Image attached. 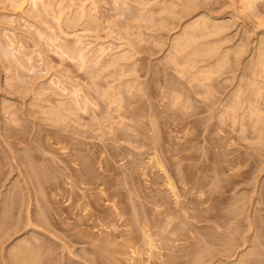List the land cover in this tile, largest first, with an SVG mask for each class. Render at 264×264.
<instances>
[{"label": "rangeland", "instance_id": "1", "mask_svg": "<svg viewBox=\"0 0 264 264\" xmlns=\"http://www.w3.org/2000/svg\"><path fill=\"white\" fill-rule=\"evenodd\" d=\"M238 1L0 0V175H4L3 181L0 182V200L3 194L9 193L12 189L22 188L27 190L28 187L27 185L25 187L26 182L24 183L25 169L22 168L23 171H21L17 166L19 150L22 149L23 144H26H20V149L17 151L14 148L10 149L12 152L7 150L9 147L7 148L6 141L20 143L15 137L8 138L10 133L6 131L7 128L16 127L17 125L16 128L24 133L26 139L45 136V134L51 137H47L48 142L46 141L51 151L42 150L44 151V161H38L40 166L49 169L48 177L53 180L52 183L60 187L54 193L45 196L50 200L49 207H52L50 210L60 213L63 221L67 225L70 224V226L77 223L79 218L78 223L82 224L81 219H85V215L91 211V213L94 212L103 218L120 210L119 213L117 212L118 214L122 212L121 215L124 213L123 216H125L123 218L133 221L130 223L131 228L129 226V229L135 230L136 233L134 234L139 235L138 224L133 219L134 210L141 213L140 216L143 215L146 220L153 218L157 213L145 197L161 195L165 201L167 200L166 207L171 210L176 207V204L173 196L164 188L165 180L161 173L159 174L156 170L153 172L144 170L146 175L143 176V166H140L141 168L137 169L138 171L134 170V172L132 163L136 160L141 162V165L147 163L148 155L152 153L148 148L154 145L147 138H151L152 133L150 130L153 133L155 132L154 134L157 137H154V140H158L165 149V153L166 150L171 152V150L176 149L175 151H178L177 149L184 145L185 138L190 137L193 138V141L190 142L191 150L188 152L190 160L183 161L180 164L176 163V168L181 170L185 165H190L191 168L192 166L195 167L196 172L201 170L197 174L203 177L209 174L212 177L215 175L214 168H221L222 173L218 176L217 181H215L216 178L212 179L213 184L211 185L217 187V190L220 193L223 192L227 198L225 199L227 202H212L213 205L218 207L219 213L227 215V217L225 215L224 218L219 220L220 225L213 220L196 225L204 228L203 233H209L220 239L219 241L207 243L202 235L197 233L198 239L203 243H201L202 247L199 253L201 260H203L202 264H238L241 257L244 261L246 258L250 260V254H252L253 260L264 262V244L260 243V240L264 241V239L257 236L264 234V129H262L264 128V64H262L264 63V0L256 1L254 7L248 11L241 10V6L237 5ZM43 9L47 11L44 12ZM166 19L170 21L167 22ZM200 23L205 25L203 26ZM192 25L195 30H198L194 32ZM191 26L192 28H190ZM199 27L202 30L204 27L206 29L200 32ZM188 29L193 30L191 32L195 34L190 33ZM186 30L187 34H191L190 36L194 34V37H191L192 39L187 38ZM180 36H183L184 39ZM176 38L179 39L180 43L182 42L180 39H183L184 43L180 44L183 45L182 47L177 46L179 42L177 43L178 39ZM158 41L161 43H158ZM77 48L79 51L84 52L82 54L86 56L87 64H79L78 59H73V61L70 58L69 51H66L76 52ZM176 48L180 50V53ZM7 53L10 57L14 54L15 56L13 55L12 58L15 57L16 60L10 58ZM175 53L182 54L173 57ZM30 58L29 63L27 60ZM171 58L177 61L174 60V62ZM170 60L171 62H169ZM116 62H120L119 65ZM80 65H83V68ZM204 72L205 74L206 72L210 73L211 76L205 75ZM188 74L190 75L188 76ZM205 80L206 82H204ZM106 92L111 100L106 95L101 96ZM118 92L123 98L116 94ZM142 92L144 96L141 95ZM75 96L79 97L75 98ZM37 97L40 100L35 102ZM77 99L79 101L87 100L89 103L87 104L88 108L86 107L87 111L78 110L79 104L78 108L74 105ZM114 100L116 103L114 105L110 104V101L114 102ZM168 100L170 101L168 102ZM33 103L36 106L32 107ZM65 104L69 106L68 110L72 109L73 106L75 110L70 112L66 111V108L64 110L62 105L65 107ZM71 104L72 107H70ZM120 104L124 107L120 114L126 108L129 111L132 110V112L135 108L136 115L125 113L126 117L123 120L127 121H123L124 124L118 128L119 124L116 123L121 122V119L118 118L119 112L115 114L116 111L114 110ZM112 106L114 109L111 108ZM6 107L7 110L4 109ZM55 108L60 110L61 114H57ZM253 109L255 110L253 111ZM77 111L78 113H75ZM223 119H225L224 122ZM123 125L126 126L122 127ZM115 130L125 131L124 133H128L129 137L112 140ZM60 135H64V137L68 135L65 139L76 144L74 146V150H76H73V155L76 157L69 164L72 171L64 169L65 166L61 163L62 159H68L65 150L62 149L64 147L68 148L66 152L69 153L72 145L65 142L57 145L56 142L59 141L57 136ZM139 140L144 141L147 147L140 149V145L136 143ZM63 143L65 146L62 145ZM155 146L157 147V145ZM161 146L157 148L161 150ZM5 148L6 150H3ZM115 151L120 155L112 159L111 156ZM143 151L146 154L140 156L139 152ZM41 152H37L38 155H42ZM169 152L166 154L170 155ZM176 157L171 158L175 159ZM82 167L90 169L95 177L92 182H84L85 185L80 186L81 190L82 188L84 190L88 189L89 192L85 191V193L91 195L90 198L85 200V202L88 200L86 203L90 205L87 207L86 212H83L84 207L77 206V204L84 203V200L79 203L76 200V196L82 194L81 190L78 191L79 189L71 187L74 184L71 182V177L68 178L64 175L69 172L74 173L75 170ZM17 169L20 170L17 171ZM131 170L134 173L126 181L123 175H130ZM7 176L8 178H6ZM19 177L23 178L20 179ZM101 180L110 181L105 182L107 183L106 188H109V190L104 194L102 193V195L100 189H104L105 186L102 185ZM154 182L156 183L155 186L152 185ZM183 187V185L177 187L179 195L182 196L179 199L180 201H186L184 200L185 196H183ZM77 191L78 193L74 195V192ZM23 192L25 195L26 191ZM116 193L118 195L112 196ZM51 195L52 197H50ZM28 196L27 194L24 196L26 206L28 203L29 205L32 204L29 202ZM187 196L189 197V194H186ZM30 208L32 209V206ZM33 209L32 211L35 212V207ZM164 209L162 208L160 211ZM13 213L8 216V219L11 222L13 221L9 223L11 225H8L11 229H13V224L15 225L18 221L24 223L25 215L22 218L21 215L26 211L24 213L23 211L20 213L14 211ZM187 217L188 215L184 218L185 221L196 224V220ZM159 218L162 219V216H159ZM249 222L250 224H248ZM107 224L105 222L106 227ZM32 226H30L31 228L23 227L24 229L19 230V232L16 230L14 232L13 230L9 231L7 232L9 236L6 231L0 230L4 233L0 235V264H5L10 250L12 251L21 240L32 239L33 236H37L45 242L47 240L48 245L52 247L54 253L53 257L51 256L53 260L51 264H62L63 262L64 264H87L86 262L96 264L93 262L92 254L84 251L90 248L83 241L89 240L91 235L90 239L93 235H95L93 238L100 234H106L107 236L115 229L113 227V230H111L113 225L110 224L107 227L110 226L109 230L105 229L106 227L101 228L102 226L99 230H93L86 225H80L81 227L78 229L86 234V236L83 235L81 241L79 238L77 240L76 238H68L59 229L50 226L48 228H51L52 231H45L46 236L42 228H33L35 226ZM62 228L65 227L62 226ZM122 229L126 230V228ZM122 229H117V231H122L124 235L125 230ZM147 229H151L150 232L156 234L154 239L161 241L163 235L158 230L159 228L148 226ZM157 230L158 232H156ZM106 231H109V233L107 232V234ZM52 232L55 237L58 236L56 239L52 234H50L51 237L48 234ZM118 232H115L117 236ZM157 233L161 234V237ZM190 234L193 236L191 232L186 237L180 236L179 238L175 235H172L173 237L169 235L173 241L168 242L169 247H172V244L175 247L181 246L184 244L183 242L189 240L194 243L195 240L190 239ZM119 239H117V242L122 244L123 241ZM174 241H176V245H174ZM158 244L161 243L158 242ZM67 251L72 252L71 255ZM162 253L166 256L165 254L169 252L163 250ZM122 258L119 257L120 264H128V262L124 263L127 258ZM142 259L145 260L146 256L144 258L136 257L135 260L139 262Z\"/></svg>", "mask_w": 264, "mask_h": 264}, {"label": "bare ground", "instance_id": "2", "mask_svg": "<svg viewBox=\"0 0 264 264\" xmlns=\"http://www.w3.org/2000/svg\"><path fill=\"white\" fill-rule=\"evenodd\" d=\"M33 1V0H32ZM256 1H258V0H239L238 2H237V5L239 4L240 6H241V10H245V11H248V10H251L253 7H254V4L256 3ZM194 2V1H193ZM197 3H199V2H197ZM49 4V3H48ZM194 4V3H193ZM200 4V3H199ZM50 5V4H49ZM189 5V4H188ZM170 6H171V4H170ZM193 6V5H192ZM198 6V5H197ZM197 6H196V8H197ZM48 7V6H47ZM168 7V6H167ZM44 8V7H43ZM46 8V7H45ZM44 8V9H45ZM50 8V7H49ZM169 8V7H168ZM171 8V7H170ZM172 8H173V5H172ZM188 8L190 9V7L188 6ZM194 8H195V6H194ZM193 8V9H194ZM43 9V10H44ZM47 9V8H46ZM52 9V8H51ZM164 9V8H163ZM185 9V8H184ZM169 10V9H168ZM172 10V9H171ZM243 10V11H244ZM45 11H47V10H44V12ZM164 11V10H163ZM170 11V10H169ZM165 12H166V10H165ZM179 12V11H178ZM188 12V11H187ZM171 13H172V11H171ZM180 13H183V12H180ZM248 13V12H247ZM173 14H174V12H173ZM176 14V13H175ZM186 14V13H185ZM82 15H84V14H82ZM179 15H181V14H179ZM176 16H178V15H176ZM87 17V16H86ZM183 17V16H182ZM82 18H85V17H82ZM204 18V17H203ZM162 19V18H161ZM87 20V19H86ZM166 20H168V19H166ZM171 20H172V18H171ZM170 20H168L167 22H169ZM207 21V20H206ZM165 22V21H164ZM199 22V21H198ZM205 22V21H204ZM159 23H162V22H159ZM207 23V22H206ZM216 23V22H215ZM164 24V23H163ZM167 24V23H166ZM174 24V23H173ZM200 24H202V23H200ZM200 24H198L199 26H200ZM159 25V24H158ZM194 25V24H193ZM192 25V26H193ZM195 25H197L196 23H195ZM194 25V26H195ZM203 26L205 25V24H202ZM201 25V26H202ZM210 25V24H209ZM213 25H214V23H213ZM220 25V24H219ZM192 26L190 27V28H192ZM194 26H193V28L192 29H194ZM212 26V25H211ZM162 27H165V26H162ZM186 27V26H185ZM197 27V26H196ZM158 28V27H157ZM166 28H168V27H166ZM203 28V27H202ZM225 28V27H224ZM183 29V28H182ZM199 29H200V32H202L204 29H206L205 27L203 28V30L199 27ZM223 29V28H222ZM221 29V30H222ZM184 30V29H183ZM189 31H190V29H188ZM198 30V29H197ZM197 30H195L194 29V32L195 31H197ZM202 30V31H201ZM209 30V29H208ZM189 31H188V33H189ZM191 31H193V30H191ZM190 31V33H194V32H191ZM182 32H184V31H182ZM199 32V31H198ZM216 32V31H215ZM223 33V32H222ZM186 34H187V30H186ZM185 34V35H186ZM195 34V33H194ZM194 34H192V36H190L189 34H187V38L188 37H194ZM211 34V33H210ZM215 34V33H214ZM218 34V33H217ZM189 35V36H188ZM205 36V35H204ZM217 36V35H216ZM215 36V37H216ZM219 36V35H218ZM180 37H183V36H180ZM54 38V37H53ZM157 38V37H156ZM179 38V37H178ZM178 38H176V39H178ZM186 38V39H187ZM218 38V37H217ZM51 39V38H50ZM49 39V40H50ZM175 39V40H176ZM183 39H184V37H183ZM183 39H180L182 42H183ZM192 39V38H191ZM158 40V39H157ZM221 40V39H220ZM223 40V39H222ZM225 40V39H224ZM214 41H216L215 39H214ZM10 42V41H9ZM156 42V41H155ZM179 42V39L177 40V43ZM182 42L180 43L179 42V44H177V46L179 45V46H181L180 44H182ZM217 43H218V41H216ZM79 43V42H78ZM77 43V44H78ZM158 43H161V42H159L158 41ZM184 43V42H183ZM188 43V42H187ZM8 44V43H7ZM7 44H6V46H7ZM12 44V43H11ZM76 44V46H78ZM129 44V43H128ZM135 44V43H134ZM176 44V43H175ZM174 44V45H175ZM204 44V43H203ZM211 44V43H210ZM1 45V44H0ZM80 45H81V43H80ZM172 45V44H171ZM208 45V44H207ZM132 46V45H131ZM177 46H175V47H177ZM183 46V45H182ZM181 46V47H182ZM204 46V45H203ZM209 46V45H208ZM134 47V46H133ZM186 47V46H185ZM1 48V47H0ZM11 48H13V47H11ZM11 48H10V50H11ZM69 48V47H68ZM73 48H75V47H73ZM131 48V47H130ZM174 48V47H173ZM179 48V47H178ZM13 49H15V48H13ZM12 49V50H13ZM82 49V48H81ZM102 49V48H101ZM177 49V48H176ZM181 49V48H180ZM5 50V49H4ZM9 50V49H8ZM75 50V49H74ZM103 50V49H102ZM131 50H133V49H131ZM178 50V52L180 51L179 49H177ZM197 50H198V48H197ZM245 50V49H244ZM14 51V50H13ZM12 51V52H13ZM66 51H69L68 53H70L69 55H70V58H72V60L73 59H78L77 61H79L80 63L79 64H83V65H85V64H87L86 63V56L84 55V54H82V53H84L82 50H78V48H77V50H76V52H70V51H72V50H66ZM202 51H204V50H202ZM201 51V52H202ZM209 51V50H208ZM6 52H7V50H6ZM9 53H10V51H8ZM17 52V51H16ZM62 52H63V50H62ZM96 53L98 52V51H95ZM101 52V51H100ZM105 52V51H104ZM104 52H102V53H104ZM131 52V51H130ZM14 53V52H13ZM12 53V54H13ZM18 53V52H17ZM180 53V52H179ZM178 53V54H179ZM208 53V52H207ZM239 53H240V51H239ZM243 53V52H242ZM65 54H66V52H65ZM86 54V53H85ZM177 53H175V56H173V57H176V55H178ZM182 54V53H181ZM181 54H179V55H181ZM7 55H9L8 53H7ZM6 55V56H7ZM14 55V54H13ZM13 55H12V57H13ZM93 55V54H92ZM95 55V54H94ZM123 55V54H122ZM122 55H120V56H122ZM185 55V54H184ZM242 55V54H241ZM15 56V55H14ZM68 56V55H67ZM88 56V55H87ZM100 56H101V54H100ZM129 56V55H128ZM131 56H133V55H131ZM168 56V55H167ZM223 56V55H222ZM262 56V55H261ZM9 57H10V55H9ZM12 57H10V58H12ZM24 57V56H23ZM22 57V58H23ZM94 57V56H93ZM166 57V56H165ZM170 57H171V55H170ZM238 57V56H237ZM4 58V57H3ZM69 58V57H68ZM180 58V57H179ZM12 59H15V57L14 58H12ZM27 59V58H26ZM116 59V58H115ZM167 59V58H166ZM170 59V58H169ZM171 59H173V61L175 60L174 58H171ZM8 60V59H7ZM16 60V59H15ZM30 60H31V58L30 59H28L27 61H29V63H30ZM259 60V59H258ZM261 60V59H260ZM74 61V60H73ZM77 61H75V62H77ZM100 61V60H99ZM175 61H177V60H175ZM174 61V62H175ZM182 61V60H181ZM14 62H16V61H14ZM169 62H171V60L169 61ZM17 63V62H16ZM20 63V62H19ZM91 63H93V62H91ZM95 63H97V62H95ZM117 63V62H116ZM118 63H120V62H118ZM117 63V64H118ZM260 64V63H259ZM262 64H264V63H262ZM20 65V64H19ZM83 65H80V67L82 66V68H83ZM88 65H90V64H88ZM119 65V64H118ZM126 65V64H125ZM169 65V64H168ZM175 65H177V63H175ZM186 65V64H185ZM257 65V64H256ZM172 66V65H171ZM86 67H87V65H86ZM126 67V66H125ZM131 67V66H130ZM180 67V66H179ZM258 67H260V66H258ZM22 68V67H21ZM81 68V70H83ZM119 68V67H118ZM190 68V67H189ZM191 68H192V66H191ZM190 68V69H191ZM204 68V67H203ZM86 69V68H85ZM89 69V68H88ZM134 69V68H133ZM180 69V68H179ZM189 69V70H190ZM200 69V68H199ZM17 70V69H16ZM132 70V69H131ZM193 70V69H192ZM191 70V72H193ZM207 70V69H206ZM210 70V69H209ZM261 70V69H260ZM80 71V70H79ZM176 71V70H175ZM8 72V71H7ZM115 72V71H114ZM121 72V71H120ZM182 72V71H181ZM185 72V71H184ZM209 72V71H208ZM95 73H97V72H95ZM133 73V72H132ZM177 73V72H176ZM189 73H190V71H189ZM8 74V73H7ZM123 74H125L124 72H123ZM178 74H180V73H178ZM183 74V73H182ZM204 74H205V72H204ZM206 74H208L207 72H206ZM205 74V75H206ZM185 75V74H184ZM190 74H188V76H189ZM196 75V74H195ZM198 75H199V73H198ZM208 75H210V73L208 74ZM213 75V74H212ZM19 76V75H18ZM187 76V77H188ZM192 76V75H191ZM201 76V75H200ZM211 76V75H210ZM209 76V78H211ZM207 77V76H206ZM195 78V77H194ZM201 78V77H200ZM208 78V77H207ZM207 78H205V79H207ZM14 79V78H13ZM133 79V78H132ZM174 79V78H173ZM191 80V79H190ZM254 80V79H253ZM94 81V80H93ZM131 81V80H130ZM192 81V80H191ZM196 81V80H195ZM8 82V81H7ZM10 82V81H9ZM20 82V81H19ZM178 82V81H177ZM189 82V81H188ZM204 82H206V80L204 81ZM208 82H209V80H208ZM257 83L259 82V81H256ZM262 82V81H261ZM51 83H52V81H51ZM133 83V82H132ZM138 83V82H137ZM165 83V82H164ZM170 83V82H169ZM179 83V82H178ZM198 83H200V82H198ZM210 84V83H209ZM40 85V84H39ZM53 85V84H52ZM126 85V84H125ZM139 85V84H138ZM157 85V84H156ZM188 85V84H187ZM195 85H196V83H195ZM201 85H203V83H201ZM8 86V85H7ZM133 86V85H132ZM147 86V85H146ZM206 86V85H205ZM213 86V85H212ZM255 86V85H254ZM42 87V86H41ZM52 87V86H51ZM55 87V86H54ZM110 87V86H109ZM108 87V88H109ZM112 87V86H111ZM136 87V86H135ZM208 89H209V87L208 86H206ZM257 87V86H256ZM58 88V87H57ZM107 88V91L109 90ZM121 88V87H120ZM163 88V87H162ZM166 88V87H165ZM213 88V87H212ZM250 88V87H249ZM13 89V88H12ZM29 89V88H28ZM32 89H33V87H32ZM203 89V88H202ZM260 89V88H259ZM22 90V89H21ZM26 90V89H25ZM95 90V89H94ZM113 90V89H112ZM123 90V89H122ZM138 90V89H137ZM141 90V89H140ZM179 90V89H178ZM211 90V89H210ZM251 90V89H250ZM258 90V89H257ZM16 91H18V90H16ZM26 91H28V90H26ZM33 91V90H32ZM78 91H81V90H78ZM145 91V90H144ZM143 91V92H144ZM14 92V91H13ZM44 92V91H43ZM143 92H142V94L141 95H143ZM209 92V91H208ZM256 92V91H255ZM107 93V92H106ZM103 94V95H101L102 97L103 96H105L106 95V97L108 98V93L107 94ZM110 93H111V91H110ZM120 92H118V93H116V94H119ZM169 93V92H168ZM205 93V92H204ZM42 94V93H41ZM73 94H74V92H73ZM79 94V92L77 93V95ZM102 94V93H101ZM164 94V93H163ZM208 94V93H207ZM211 94V93H210ZM258 94H259V91H258ZM22 95V94H21ZM35 95V94H34ZM52 95V94H51ZM74 95H76V93L74 94ZM110 95V94H109ZM120 95V94H119ZM137 95H139V94H137ZM50 96V95H49ZM87 96V95H86ZM144 96V95H143ZM166 96V95H165ZM77 97H79V96H75V98H77ZM84 97V96H83ZM106 97H104V98H106ZM110 97V96H109ZM114 97V96H113ZM119 97V96H118ZM120 97H121V95H120ZM185 97V96H184ZM202 97H204V96H202ZM205 97H206V95H205ZM236 97V96H235ZM74 98V99H75ZM82 98V97H81ZM85 98H87V97H85ZM117 98V97H116ZM121 98H123V97H121ZM120 98V99H121ZM178 98V97H177ZM177 98H175V99H177ZM34 99V98H33ZM41 99H42V97H41ZM47 99V98H46ZM83 99V98H82ZM109 99V98H108ZM153 99V98H152ZM38 100H40V98L38 99V97H37V99H36V101L35 102H38ZM72 100V99H71ZM109 100H111V99H109ZM113 100V99H112ZM129 100V99H128ZM166 100V99H165ZM181 100V99H180ZM43 101H44V99H43ZM81 101V100H80ZM78 99L75 101V104L74 105H76V107L78 106V104H79V109L78 110H81V111H87V109H86V107L88 106L87 104H89L88 102H87V100L86 99H84V101H81L80 102ZM118 101V100H117ZM127 101V100H126ZM136 101V100H135ZM170 100H168V102H169ZM176 101H178V100H176ZM1 102V101H0ZM34 102V103H35ZM39 102H41V101H39ZM46 102H47V100H46ZM90 102V101H89ZM123 102V101H122ZM128 102H130V101H128ZM164 102V101H163ZM179 102V101H178ZM34 103H33V105H31L32 107L33 106H36V105H34ZM116 103V101L114 100V102L113 101H110V104H115ZM118 103V102H117ZM121 103V102H120ZM132 103V102H131ZM140 103V102H139ZM142 103V102H141ZM148 103V102H147ZM36 104V103H35ZM38 104V103H37ZM122 104V103H121ZM118 105V106H116L117 107V109L116 110H114V111H116V113L115 114H117L118 112H119V119H121L120 121L121 122H118V123H116V124H119L118 125V128H119V126L120 125H122V124H124V123H122L123 121H127V120H123V119H125V117H126V115H125V113H128L129 115L131 114L132 115V113H134L135 114V108L133 109V112H132V110L131 111H129V110H127V108L125 109V111L122 113V114H120V112H122L123 110H124V107L122 106V105ZM149 104V103H148ZM175 104V103H174ZM178 104V103H177ZM232 104V103H231ZM66 105V104H65ZM64 105V106H65ZM127 105V104H126ZM131 105V104H130ZM135 105V104H134ZM161 105V104H160ZM227 105V104H226ZM39 106V105H38ZM40 106H41V103H40ZM73 105L71 104V106L70 107H72ZM94 106H96V105H94ZM128 106H129V104H128ZM229 106V105H228ZM5 107V106H4ZM44 107V106H43ZM53 107V106H52ZM55 107V106H54ZM68 107V108H67ZM74 107V106H73ZM72 107V109H70V110H68L69 109V106L68 105H66L65 107H63V105H62V108H64V110H65V108L67 109L66 111H68V112H70V111H73V110H75V108H73ZM77 107V108H78ZM232 107V106H231ZM38 108V107H37ZM40 108V107H39ZM77 108H76V110H77ZM88 108V107H87ZM111 108H113V106L111 107ZM159 108H160V106H159ZM183 108V107H182ZM187 108V107H186ZM226 108V107H225ZM251 108V107H250ZM4 109H6L7 110V107L6 108H4ZM3 109V110H4ZM51 109V108H50ZM56 109V108H55ZM55 109L53 110L54 112H55ZM59 109H61V108H59ZM114 109V108H113ZM140 109V108H139ZM239 109V108H238ZM2 110V109H1ZM111 110V109H110ZM110 110H109V112H110ZM223 110V109H222ZM235 110V109H234ZM255 109H253V111H254ZM128 111V112H127ZM213 111V110H212ZM237 111V110H236ZM235 111V112H236ZM6 112V111H5ZM4 112V113H5ZM256 112V111H255ZM43 113H44V111H43ZM56 113L57 114H61V112H60V110H58V109H56ZM74 113V112H73ZM75 113H78V111L77 112H75ZM138 113V112H137ZM141 113V112H140ZM221 113V112H220ZM231 113V112H230ZM243 113H244V111H243ZM247 113V112H246ZM11 114V113H10ZM48 114V113H47ZM55 114V113H54ZM110 114H111V112H110ZM112 114H113V112H112ZM133 114V115H134ZM151 114V113H150ZM153 114V113H152ZM211 114V113H210ZM213 114V113H212ZM227 114V113H226ZM249 114V113H248ZM256 114V113H255ZM19 115V114H18ZM23 115V114H22ZM50 115V114H49ZM52 115V114H51ZM136 115V114H135ZM225 115V114H224ZM233 115V114H232ZM235 115V114H234ZM253 115V114H252ZM251 115V116H252ZM17 116V115H16ZM25 116V115H24ZM63 116V115H62ZM76 116V115H75ZM164 116V115H163ZM227 116V115H226ZM254 116V115H253ZM14 117V116H13ZM59 117V116H58ZM240 117V116H239ZM7 118V117H6ZM11 118V117H10ZM18 118H20V117H18ZM23 119V118H22ZM21 119V120H22ZM50 119H51V117H50ZM53 119V118H52ZM55 119V118H54ZM60 119V118H59ZM104 119V118H103ZM146 119H148V118H146ZM167 119V118H166ZM214 119V118H213ZM212 119V120H213ZM58 120V119H57ZM101 120V119H100ZM107 120V119H106ZM156 120V119H155ZM185 120V119H184ZM220 120V119H219ZM224 120L225 119H223V122H224ZM234 120V119H233ZM19 121V120H18ZM52 121V120H51ZM108 121H110V120H108ZM132 121V120H131ZM147 121V120H146ZM221 121V120H220ZM229 121V120H228ZM236 121V120H235ZM243 121H244V119H243ZM10 122V121H9ZM16 122V121H15ZM56 122V121H55ZM59 122H61V121H59ZM103 122V121H102ZM117 122V121H116ZM142 122V121H141ZM222 122V123H223ZM241 122V121H240ZM12 123V122H11ZM140 123V122H139ZM150 123V122H149ZM176 123V122H175ZM231 123H232V121H231ZM17 124V123H16ZM54 124V123H53ZM101 125H102V123H100ZM106 124V123H105ZM116 124H115V126H116ZM136 124V123H135ZM151 124H152V126H153V123L151 122ZM189 124V123H188ZM232 124H234V122L232 123ZM244 124V123H243ZM2 125V124H1ZM14 125V124H13ZM131 125V124H130ZM138 125V124H137ZM141 125V124H140ZM150 125V124H149ZM236 125V124H235ZM105 126V125H104ZM126 126V125H125ZM124 125L122 126V127H125ZM188 126V125H187ZM240 126H242V125H240ZM16 127H17V125H16ZM15 126H11V127H9V128H7L6 129V131H7V133H10V135L8 136V138H16L20 143H17V142H14V143H12V142H8V141H6V144H7V148L9 147V149H7V150H10V149H16V151L18 150V149H20L19 148V145L21 144H23V143H25L26 145H24V147H23V145H22V149H20L19 151H20V153H19V155H18V164H17V166L21 169V171H23L22 170V168H24L25 169V171H24V183L26 182V184H25V187H26V185L28 186L27 187V190L26 189H22V188H15V189H12L9 193H6L5 195L3 194V196H2V199L0 200V230H2V231H6V233L7 232H9V231H12L13 230V232L16 230V231H18L19 232V230H21V229H24L23 227H30V226H35V227H33V228H36V227H38V228H42V230H44L43 232H44V234L46 233V232H50V231H52V230H50L49 228H48V226H50V227H53V228H56V229H59L60 231H61V233L62 234H64L66 237H68V238H76V240H77V238H79V239H81V241H82V238H83V235L85 234V233H83V231H81V230H79L78 228L79 227H81L80 225H86V226H88V227H90V228H92L93 230H99L100 229V227L101 228H105L106 226H105V222H107L108 224H110V225H113V226H111L112 228H111V230H113V227H115V229H114V232H112L111 234H108L109 233V231H106V233L108 234L107 236H106V234H104V235H101V237H100V235L99 236H97V237H95V238H93L95 235H93V237L90 239V237L92 236L91 234V236L89 237V240H87V241H83V242H85L88 246H89V250H84L85 252H88V253H90V254H92V256H93V262H95L96 264H109V263H116V264H120V262H119V257L120 258H122V259H126V261L124 262V263H127L128 262V264H202V262H203V260H201L202 258H201V256H199V253H200V249H201V247H202V245H201V243H202V241L200 240V239H198V237H197V233H200L201 235H202V237L206 240H204L205 242H209V243H212V242H214V241H219L220 239L219 238H217V237H215V236H213V235H211V234H209V233H203L202 232V230L204 229L202 226L201 227H199V226H196L197 224H200V223H206V222H209V221H214V222H216L217 224H219V220L220 219H222V218H224L225 217V215L224 214H221V213H219L220 211H219V209H218V207H216L215 205H213L212 204V202H215V201H221V202H223V201H226L227 202V200H225V199H227L225 196H224V194H223V192H219L218 190H217V187H212V185L211 184H213L212 183V179H215L216 178V180L215 181H217V178H218V176L222 173V169L221 168H214V170H215V175L214 176H210V174L209 175H207L206 177H203V176H199L198 174H197V172H201V170H199V171H197L196 172V170H195V167H193L192 166V168H194L193 170H192V168H191V166L190 165H185L184 167H182V169L180 170L179 168H176V163H178V164H180L181 162H183V161H188V160H190V157H189V155H188V152L191 150V145H190V142H192L193 141V138H185V142H184V145H182L181 147H179L177 150L178 151H172L171 150V152H169V151H167L166 150V153L167 152H169L168 154H170V155H167L166 153H165V149H163V147L160 145V143L158 142V140H154V137H157L156 136V134H154L153 133V131L152 130H150L151 131V133H152V135H151V138H149V137H147L148 139H149V142L151 143V144H154V145H152V147L150 146L149 148H148V150L149 151H152V153L151 154H147L148 156H149V158H148V161H147V163H145L144 165H141V162H139V161H134L133 163H132V169H133V171L135 170V171H138L137 169H139V168H141L142 166V169H143V171H142V175L144 176V175H146V173L144 172V170H146V171H150V172H153L154 170H156V171H158L159 172V174L161 173V175H163V177H164V180H165V184H164V188H165V190H167V192L170 194V195H172L173 196V199L175 200V204H173V205H175L176 207L175 208H173L172 210L171 209H169V208H167L166 207V201L164 200V197H162L161 195H155V196H148V197H145V199L147 200H149V204H151L153 207H154V211H156L157 213H156V215L153 217V218H150V219H147L146 220V218H143V215L142 216H140L141 215V213H139V212H136L135 210H134V213H133V219H134V221H135V223L136 224H138L137 225V227H138V231H139V235H136V234H134V233H136V231L134 230H130L129 229V226H130V223L131 222H133L132 220L130 221L129 219H125V218H123V217H125V216H123V214L121 215V213L120 214H118L119 213V211L117 210V212H114V213H110L107 217H101L100 215H97V214H95L94 212L93 213H91L90 211V213H88L87 215H85V219H81V222H82V224H79L78 222H79V220H80V218H79V220H78V222L77 223H75V224H73V226H70V224H66V222H64L63 221V218L62 217H60V213H58L57 211H55V209H54V211L55 212H53L52 210H50V208H52V207H49V198L47 199V197L45 198V196L46 195H48L49 193H54L56 190H58L60 187L58 186V185H55V184H53L52 182H53V180H51L49 177H48V173H49V169L47 168V167H43L42 165L40 166L39 164H38V161H44V159H43V157H44V154H43V152L44 151H42V150H45V151H47V152H50L51 150H49V147H48V145L46 144V141L48 140V138L47 137H49V135L48 134H45V136H39V137H32V139H26L24 136L25 135H23L24 133H22V131L20 130V129H18V128H16ZM61 127V126H60ZM103 127V126H102ZM111 128H112V126H110ZM121 127V128H122ZM151 127V126H150ZM168 127V126H167ZM186 127V126H185ZM262 127V126H261ZM98 128V127H97ZM110 128V129H111ZM114 128V127H113ZM135 128V127H134ZM152 128V127H151ZM189 128V127H188ZM242 128V127H241ZM260 128V127H259ZM65 129V128H64ZM99 129V128H98ZM103 129V128H102ZM138 129V128H137ZM178 129V128H177ZM262 129H264V128H262ZM3 130V129H2ZM123 130V129H122ZM131 130V129H130ZM188 130V129H187ZM186 130V131H187ZM220 130V129H219ZM257 130H259V129H257ZM72 131V130H71ZM140 131V130H139ZM138 131V132H139ZM183 131V130H182ZM24 132V131H23ZM67 132V131H66ZM104 132V131H103ZM109 132V131H108ZM113 132V131H112ZM125 132V131H124ZM123 131H114V135L112 136L113 138H112V140H115V139H117V138H123V137H126V138H128L129 136L126 134V133H124ZM129 132V131H128ZM205 132H206V130H205ZM73 133V132H72ZM78 133V132H77ZM117 135H116V134ZM135 133V132H134ZM133 133V134H134ZM149 133V132H148ZM185 133V132H184ZM36 134V133H35ZM59 134H61V133H59ZM99 134H101V133H99ZM113 134V133H112ZM136 134V133H135ZM141 134V133H140ZM150 134V133H149ZM261 134V133H260ZM72 135V134H71ZM137 135V134H136ZM155 135V136H154ZM187 135V134H186ZM188 135H190V133H188ZM193 135V134H192ZM191 135V136H192ZM68 136V135H67ZM66 136V137H67ZM107 136H109V135H107ZM111 136V135H110ZM56 137V136H55ZM66 137H64V135H60V136H57V138H58V142H56V144L58 145V144H60L61 142H65L66 144H70V145H72V149H70L69 151V153H67L66 151H67V149L68 148H66V147H64L65 145H64V143L62 144V145H64L63 147H61V148H63L62 150H65L64 152L66 153V157L69 159H62L61 160V163L65 166V168L64 169H66V170H70V171H72V168L70 167V162L71 161H73L74 159L73 158H75L76 156L75 155H73V152L76 150H74V146L76 145L74 142H70V140H66L65 138ZM186 137V136H185ZM49 138H51V137H49ZM74 138V137H73ZM76 138V137H75ZM98 138V137H97ZM135 138V137H134ZM78 139V138H77ZM204 139V138H203ZM50 140H52V139H50ZM103 140V139H102ZM127 140H129V139H127ZM126 140V141H127ZM99 141V140H98ZM3 142V141H2ZM48 142V141H47ZM49 143H51V142H49ZM137 144H139L140 145V149H144L143 147H147V144L144 142V141H142V140H139L138 142H136ZM155 143H157V144H155ZM159 143V144H158ZM5 144V143H4ZM5 144V145H6ZM113 144V143H112ZM151 144H149V145H151ZM155 145H157V147L159 148L160 146L162 147L161 148V150L160 149H158ZM61 146V145H60ZM88 146V145H87ZM180 146V145H179ZM6 147V146H5ZM18 147V148H17ZM69 147V146H68ZM53 148V147H52ZM79 148V147H78ZM81 148V147H80ZM162 149H163V151H162ZM172 149V148H171ZM3 150H6V148L5 149H3ZM74 150V151H73ZM78 150V149H77ZM18 151V152H19ZM42 151V152H41ZM104 151V150H103ZM9 152H12L11 150L9 151ZM8 152V153H9ZM37 152H41V154L42 155H38V153ZM137 152V151H136ZM1 153V152H0ZM7 153V154H8ZM185 153H187V154H185ZM206 153V152H205ZM4 154H6V153H4ZM88 154V153H87ZM139 154H140V156L141 155H144V154H146V152H139ZM164 154H166V155H163ZM204 154V153H203ZM120 154L119 153H117V151H115V153L111 156L112 157V159H114L115 157H118ZM15 156H17V154H15ZM173 157V156H177L175 159H173V158H171V157ZM48 157V156H47ZM51 157V156H50ZM102 157H103V155H102ZM203 157V156H202ZM14 158V157H13ZM54 158V157H53ZM177 160V161H176ZM11 161V160H10ZM109 161V160H108ZM176 161V162H175ZM55 162V161H54ZM109 164V163H108ZM108 164H106L107 166H108ZM195 164V163H194ZM73 165V164H72ZM122 165V164H121ZM14 166V165H13ZM16 166V165H15ZM141 166V167H140ZM216 167V166H215ZM17 168V167H16ZM50 168V167H49ZM109 168V167H108ZM123 169H124V167H122ZM129 168V167H128ZM20 169H17V171L18 170H20ZM75 169V168H74ZM109 170V169H108ZM113 170V169H112ZM126 170V169H125ZM1 171V170H0ZM132 170H131V174L130 175H126V174H124V172H123V176L126 178V181H127V179H129V177L130 176H132L133 175V173L135 172H133ZM195 171V172H194ZM149 172V173H150ZM10 173V172H9ZM19 173V172H18ZM21 173V172H20ZM60 173V172H59ZM70 173V172H69ZM64 174L66 177H68V178H70L72 181L71 182H73L74 184H72L71 185V187H73V188H77V189H79L78 191H80L81 190V188H80V186L81 185H85V183L84 182H92L94 179H95V177L93 176L94 174L93 173H91V170L89 169L88 170V168L86 169L85 167H82L81 169H79V170H75L74 171V173L72 172V173H70V174ZM108 173V172H107ZM62 174V175H63ZM110 174V173H109ZM154 174V173H153ZM22 175V174H21ZM120 175V174H119ZM236 175V174H235ZM15 177V176H14ZM229 177V176H228ZM3 178H4V175H0V182H2L3 181ZM6 178H8V176L6 177ZM20 178V177H19ZM23 178V177H22ZM22 178H20V179H22ZM106 179H108V178H106ZM110 179H111V177H110ZM116 179V178H115ZM125 180V179H124ZM148 180V179H147ZM102 181V180H101ZM129 181V180H128ZM214 181V180H213ZM218 181H220V180H218ZM225 181H227V180H225ZM19 182V181H18ZM63 182V181H62ZM70 182V181H69ZM96 182V181H95ZM105 182H110V181H102V185H104L105 187H104V189H100V190H102L100 193H101V195H102V193L104 194V192H106L107 190H109V188H106L107 187V183H105ZM58 183V182H57ZM98 183H100V182H98ZM125 183V182H124ZM65 184V183H64ZM126 184V183H125ZM155 182L152 184V185H154L155 186ZM11 185V184H10ZM16 185V184H15ZM184 186L182 189L184 190V192H183V196H185L184 198V200H186V201H183V200H179L182 196L181 195H179V192H178V189H177V187L178 186ZM211 185V186H210ZM70 186V185H69ZM91 186V185H90ZM7 188V187H6ZM90 188V187H89ZM70 189V188H69ZM72 190V189H71ZM70 190V191H71ZM225 190V189H224ZM23 191H26L25 193L27 194V196H28V199H29V202L30 203H32V204H30L31 206H32V209L35 207V212H33L34 211V209H33V211H32V209L30 208L31 206L29 205V203H28V205L26 206V204H25V198H24V196L26 195H24V192ZM60 191V190H59ZM76 191V190H75ZM78 191L77 192H74V195L76 194V193H78ZM85 191L86 192H89V190L87 189V190H84L83 188H82V190L80 191V192H82V194L79 196V195H77L76 197H77V203H79L80 201H82V200H84V203L83 204H77V206L78 207H84V211L83 212H86V210H87V207H89L90 205H89V203H86V202H88V200L85 202V200L86 199H88V198H90V194H88V193H85ZM156 193V192H155ZM2 194V193H1ZM186 194H189V197L187 196L186 197ZM116 195H118L117 193L116 194H113L112 196H116ZM134 195V194H133ZM166 195H168V194H166ZM110 196H111V194H110ZM111 196V197H112ZM50 197H52V195L50 196ZM95 197V196H94ZM130 197V196H129ZM137 197V196H136ZM171 197V196H170ZM109 198V197H108ZM53 199V198H52ZM92 199V198H91ZM260 200V199H259ZM98 201V200H97ZM132 202V201H131ZM172 202V201H171ZM27 203V202H26ZM94 204H96V203H94ZM243 204V203H242ZM196 205V206H195ZM239 205V204H238ZM26 206V207H25ZM30 206V207H29ZM77 206H76V208H77ZM170 206V205H169ZM132 207V206H131ZM173 207V206H172ZM114 208H115V206H114ZM114 208H112V209H114ZM162 208H165L164 210H162V211H160V209H162ZM72 209V208H71ZM116 209V208H115ZM119 209V208H118ZM235 209V208H234ZM58 210V209H57ZM82 210V209H81ZM18 212V213H20V212H22L23 211V213L26 211V213H24L23 215H21V218L25 215V219H24V223L23 222H21V221H18L15 225L13 224V229H11L10 227H8V225H11V224H9V223H12L9 219H8V216H9V214L10 213H12V214H14L13 212ZM32 211V212H31ZM116 211V210H115ZM133 211V210H132ZM245 211V210H244ZM191 212H193V213H191ZM22 214V213H21ZM151 214V213H150ZM238 214V213H237ZM105 215V214H104ZM153 215H154V213H153ZM188 215V219L190 218V219H192V220H196L195 221V223L196 224H194V222H188V221H185L184 220V218L186 217ZM18 216V215H17ZM146 216V215H145ZM159 216H162V219H160L159 218ZM226 217H227V215H226ZM238 217V216H237ZM247 217H249V216H247ZM18 219L20 218V216L19 217H17ZM17 218H16V220H17ZM130 218V217H129ZM15 220V221H16ZM21 220V219H20ZM22 221H23V219H22ZM179 221V222H178ZM250 221V220H249ZM69 222V221H68ZM148 222V223H147ZM248 222V221H247ZM99 223V224H98ZM233 223V222H232ZM262 223V222H261ZM108 224H107V227H108ZM248 224H250V222L248 223ZM253 224V223H252ZM220 225V224H219ZM262 225V224H261ZM62 226H64L65 228L63 229L62 228ZM133 226V225H132ZM148 226H153V227H157V228H159L158 230L161 232V234L163 235V237H162V239H161V241L159 240V241H157L156 239H154L155 238V236H156V234H154V233H152V232H150V230L149 229H147L148 228ZM252 226V225H251ZM12 227V226H11ZM83 227V226H82ZM105 228V229H107V230H109V228H110V226H109V228ZM213 227V226H212ZM228 227V226H227ZM16 228V229H15ZM31 228V227H30ZM90 228H88V229H90ZM120 228L122 229V228H126V230L125 229H122L123 231H124V235H123V233H122V231L121 232H118L119 230H120ZM129 230H128V229ZM130 228H131V226H130ZM219 228V227H218ZM8 229H11V230H8ZM82 229V228H81ZM117 229H119L118 231H117ZM225 229V228H224ZM42 230H41V232H42ZM83 230V229H82ZM85 230V229H84ZM110 230V231H111ZM158 230L156 231V232H158ZM216 230H219V229H216ZM256 230V229H255ZM38 231V230H37ZM46 231V232H45ZM137 231V232H138ZM1 232V231H0ZM23 232V231H22ZM40 232V231H39ZM40 232V233H41ZM100 232H101V230H100ZM115 232L117 233L118 232V236L115 234ZM193 233V236L191 235L190 236V239H192V240H195V242L194 243H192V242H190L191 240H189V241H185V242H183L184 244H182L181 246L179 245V246H173V244H172V247L170 246L169 247V245H168V242L170 243V241H172L171 240V238L169 237V235L170 236H172V235H175V236H177V238H179L180 236L182 237V236H187V234H189V233ZM3 232H1L0 233V235L2 234ZM5 233V234H6ZM16 233V232H15ZM102 233H103V231H102ZM262 233V232H261ZM4 234V233H3ZM49 235L50 234H52V236L53 237H55V235H54V233L52 232V233H48ZM56 234V233H55ZM61 234V235H62ZM87 234H89L88 232H87ZM95 234V233H94ZM97 234V233H96ZM161 234H158L157 233V235H159L160 237H161ZM7 235L9 236V233H7ZM6 235V236H7ZM40 235V234H39ZM38 235V236H39ZM46 235V234H45ZM256 235V234H255ZM3 236H5V235H3ZM15 236V235H14ZM42 236V235H41ZM40 236V237H41ZM47 236V235H46ZM85 236H86V234H85ZM84 236V237H85ZM103 236V237H102ZM124 236V237H123ZM230 236V235H229ZM257 236H260V237H258V238H260V239H264V234H261V235H257ZM2 237V236H1ZM43 237V236H42ZM45 237V236H44ZM50 237H51V235H50ZM52 237V238H53ZM58 237V236H57ZM57 237H55V239L57 238ZM88 237V236H87ZM86 237V239H88ZM124 238V240H122L123 238ZM125 237H126V239H125ZM173 237V236H172ZM200 237V236H199ZM3 238V237H2ZM9 238V237H8ZM13 238V237H12ZM22 238V237H21ZM63 238V237H62ZM118 238H120L119 240H121V241H123V243L122 244H120L119 242H117L118 240ZM232 238V237H231ZM4 239H5V237H4ZM4 239H2V240H4ZM49 239V238H48ZM230 239V238H229ZM259 239V240H260ZM10 240V239H9ZM60 240H61V238H60ZM65 240V239H64ZM68 240V239H67ZM188 240V239H187ZM223 240V239H222ZM226 240V239H225ZM233 240V239H232ZM5 241V240H4ZM80 241V240H79ZM229 241V240H228ZM258 241V240H257ZM262 240H260V243H262V244H264V241H262ZM0 242H1V240H0ZM11 242V241H10ZM61 242H63V241H61ZM82 242V243H83ZM158 242L159 243H161L160 245L158 244ZM173 242V241H172ZM176 241H174V243H175ZM245 243H246V241H244ZM3 243V242H2ZM7 243V242H6ZM79 243H81V242H79ZM179 244V243H178ZM203 244V243H202ZM236 244V243H235ZM261 244V245H262ZM1 245V244H0ZM5 245V244H4ZM64 245V244H63ZM174 245H176V243L174 244ZM225 245V244H224ZM228 245V244H227ZM83 246V245H82ZM260 246V245H259ZM59 247V246H58ZM84 247V246H83ZM86 247V246H85ZM66 249V248H65ZM172 249V250H171ZM2 250H3V248H2ZM1 250V252H3ZM68 250V249H67ZM71 250H73V249H71ZM164 250V252L165 251H167V252H169L168 254H165L166 256H164V253H162V251ZM5 251V250H4ZM64 251V250H63ZM209 251V250H208ZM67 252H70V251H67ZM211 252V251H210ZM53 253H54V251H53V249H52V247H50L49 245H48V242H47V240H46V242L45 241H43L42 239H40L39 237H37V236H33V238L31 239H25V240H21V242H19V244H17L15 247H14V249H12V251L10 250V252H9V254H8V257H7V261L5 262V264L7 263V264H51V262L53 261L52 259H51V256L53 257ZM61 253V252H60ZM71 253L72 252H70V255H71ZM84 253V252H83ZM64 254V253H63ZM204 254V253H203ZM3 255V254H2ZM250 255H251V258H250ZM249 255V258H250V260L248 259V258H246V259H248L247 261H246V259H245V261L244 260H242V257H241V259H240V262H241V264H247V263H249V264H264V262H260L259 260H253V258H252V254H250ZM256 255V254H255ZM64 256V255H63ZM82 256V255H81ZM92 256H91V258H92ZM144 256H146V259L144 260V259H142V260H140L139 262L137 261V260H135L136 259V257H140V258H144ZM243 256V255H242ZM56 257V256H55ZM243 257H246V256H243ZM85 258H87V257H85ZM207 258H209V257H207ZM81 259V258H80ZM121 259V260H122ZM3 260V259H2ZM85 260V259H84ZM86 260H89V259H86ZM124 261V260H123ZM243 261V262H242ZM86 262V261H85ZM91 262V261H90ZM240 262H238V264H240ZM87 264H88V262H86ZM62 264H64V262L62 263ZM92 264V263H91Z\"/></svg>", "mask_w": 264, "mask_h": 264}]
</instances>
